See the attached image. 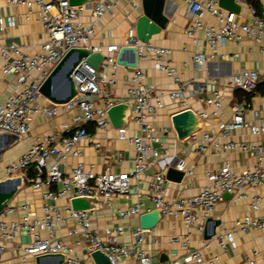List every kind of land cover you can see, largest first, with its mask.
<instances>
[{
	"label": "built area",
	"instance_id": "built-area-1",
	"mask_svg": "<svg viewBox=\"0 0 264 264\" xmlns=\"http://www.w3.org/2000/svg\"><path fill=\"white\" fill-rule=\"evenodd\" d=\"M8 1L11 5H23L29 10L37 7V21L46 28L48 40L33 54L23 52L16 44L0 43L2 73L4 76L13 75L16 82V90L4 100H1L0 92V142L5 144L7 134L16 135L19 140H29L25 152L14 160L4 162V177L19 172L25 182L26 171L32 167L36 175L31 187L41 193L42 200L39 212L33 210L28 202L13 201L1 211L0 263L4 253L23 234L28 240L20 241L14 248L18 252L15 264H28L29 260L37 257L61 254L65 256L63 264H79L76 254L78 248H83L88 254L99 251L106 255L110 264H153V258L143 248L152 229H142L140 226L133 228L130 232L131 241L126 244L121 241L126 230L122 223L104 228L100 233L92 223L94 211H76L70 204L72 198L85 196L97 198L110 208L115 198L124 197L131 190L140 191V185L147 178L148 199L152 209L136 202L124 209H117L118 219L124 222L156 209L160 213L157 226L165 218L180 220L185 233L173 237L171 242L179 244L186 252L165 264H214V260L207 259L200 249L190 248L191 232L204 234L207 221L212 218L223 194L235 195L237 200H248L250 212L261 210L263 200L259 189L264 186V146L231 140L220 144L202 130L192 134L188 139L196 147L197 153L206 152L208 145L212 144L223 152H251L257 158V164L235 173L231 162L226 160L219 171L207 174V184L197 194L168 200L166 172L155 169L162 160L171 156L167 148L158 146L160 138L156 135L155 122L165 107V98L180 104V111L193 110L187 100L194 98L198 104L212 108L209 113L193 110L206 125L222 107L223 96L221 90L215 87L216 79L210 82L213 88H209L208 82L183 81L169 59L170 49L150 42L142 43L135 36H129L123 44L107 46L105 52L93 46L92 39L101 19L121 0H93L77 6L70 5L68 0ZM182 1L186 6L185 17L188 20L184 33L192 37L201 32L210 50L207 55L196 52L192 58L196 69L201 70L205 63L216 57L225 60V54L220 50L227 44L238 45L243 40L252 41L258 52L264 55V14L261 17L253 7L248 6L250 22L241 23L237 20L238 15L221 9L217 0ZM236 2L242 7L245 4V0ZM133 6L138 7L136 4ZM197 12L209 14L216 22H204L195 17ZM85 16L88 17L87 21L82 20ZM7 26L14 27L15 21L0 18V32ZM194 42L200 45L199 40ZM121 46L136 47L139 59H151L153 68L170 78L175 89L167 93L158 92L154 85L146 82V75L137 67L133 69L125 97H112L108 94L107 90L116 85L115 72L121 67L116 63V55ZM74 48L101 52L104 59L98 68L82 60L71 75L77 89L76 95L63 104H48L47 99L39 93V88L66 53ZM228 83L234 89L250 93L264 84V74L255 70H242L232 74ZM117 104L129 106L128 122L137 127V133L130 137L127 136L128 123L116 129L118 138L127 140L133 147L131 170L115 173L106 169L96 173L92 165L86 169L82 162H77L68 172H62L59 169L61 162L70 158L79 159L83 155L80 145L90 140L88 124L103 130L111 128L107 111ZM245 106L243 102L232 107V119L221 125L222 137L228 139L235 130H248L253 136L264 135V118L257 124L246 120ZM67 113H72V116L61 123L57 132L29 138L33 115L50 120ZM170 130L165 127L162 133L167 135ZM91 146L98 150L100 144L92 142ZM174 168L184 176L195 177L193 168L182 160ZM61 201L64 202L63 206L59 205ZM251 229L264 230V218L248 213L236 220L235 228L223 234H215L213 238L221 250H227V245L235 249L237 232ZM152 242L156 243L154 237ZM253 256L264 261V251L254 252ZM58 260L55 257L47 258L45 262L56 264ZM247 262L254 264L252 259H247Z\"/></svg>",
	"mask_w": 264,
	"mask_h": 264
},
{
	"label": "crops",
	"instance_id": "crops-1",
	"mask_svg": "<svg viewBox=\"0 0 264 264\" xmlns=\"http://www.w3.org/2000/svg\"><path fill=\"white\" fill-rule=\"evenodd\" d=\"M104 2L105 0H97ZM142 0H121L115 8L107 13L100 21L96 34L92 39V45L101 48L105 52L107 46L113 44H123L129 36H135V20L141 15ZM136 4L138 7H134ZM261 13L264 14V0H259ZM251 6L246 0L242 7L241 13L237 20L241 23H249L250 15L247 7ZM252 7V6H251ZM254 8V7H253ZM186 6L182 0H166L165 11L169 17L165 29L157 35L152 36L150 43L165 47L171 50L169 59L177 68L178 75L183 81L197 80L208 82L209 88L211 80L216 79L215 86L222 92L223 102L221 110L216 117H211L206 125L202 123V132L209 133L213 139L220 144L228 140L245 143L248 145L259 143L264 146V135L253 136L248 130L232 131L228 139L222 137L220 128L224 123L232 119V107L243 102L245 106L246 120L257 124L264 118V86L259 87L253 94L246 95L245 92L234 89L228 83L232 74L242 70H255L264 74V55L258 52L257 48L250 40H243L240 44H227L220 50L225 54V60L216 57L204 64L201 70L196 69L192 64V58L196 52L209 54L201 32L195 33L192 37L187 36L184 31L188 25L185 17ZM256 9V8H255ZM37 7L31 10L23 5H11L8 0H0V18L5 20L11 18L15 21L14 27H5L0 32V43L16 44L23 52L33 54L37 52L41 45L48 40L46 28L37 21ZM195 17H199L206 23L214 24L216 20L205 12H197ZM87 21L88 17L82 19ZM194 40H199L197 46ZM186 63V65H185ZM138 67L146 75V82L155 86L158 92L167 93L175 89L172 80L163 73L153 68L151 59H139ZM133 69L119 67L116 74V85L107 90L112 97H125L132 76ZM16 90V82L13 75L4 76L2 73V62L0 60V92L1 100H4ZM53 92L61 95L64 92V83L61 76L56 77L53 82ZM248 96V97H247ZM42 102V101H41ZM190 107L195 110L211 112L212 108L198 104L194 98L187 100ZM48 104H52L47 100ZM181 110L180 104L170 102L165 98V107L160 112L158 120L155 122L156 135L160 138L158 146L167 148L170 151V158L162 160L155 170L167 171L174 167L177 162L184 161L189 167L193 168L195 177L183 176L180 183L169 182L168 200H174L179 196H192L197 194L207 184L206 176L208 173L219 171L226 160H229L235 173L250 169L257 164V158L251 152L240 150L232 152H223L209 144L206 152L197 153L195 146L191 144L188 138L179 140L171 126V117ZM72 113L60 114L54 119L44 120L38 115H33L31 119V130L29 138L40 134H51L60 130L62 122L68 121ZM127 136L130 137L137 133V127L127 122ZM171 128L170 132L165 135L162 133L163 128ZM87 130L90 136L89 142L81 143L80 148L83 155L79 159L70 158L61 162L59 169L62 172H68L77 162H82L86 169L92 165L94 172L101 173L106 169L112 172L120 173L131 170L133 160V147L127 140H121L117 136L116 129L111 128L103 130L98 129L94 124H88ZM5 144L0 142V179L4 178V162L18 158L28 148L29 140L16 139L12 140L6 137ZM92 142H98L100 147L95 150ZM154 171V170H152ZM147 178L140 185V191L131 190V192L120 198H115L110 208L101 204L100 208L94 211L92 218L93 226L101 233L104 228L117 226L122 223L125 226V235L122 242L129 244L131 241V230L139 226V217H134L121 222L117 215V209H124L126 206L134 205L136 202L144 204L145 208L152 209V203L148 199ZM53 188H56L55 186ZM251 194V192H248ZM262 197L261 210L257 212L249 211L248 200H237L235 195L230 198H223L216 204L212 219L218 222L215 229L216 234H223L235 228L236 220L246 214L254 217L264 218V186L259 189ZM14 203L28 202L33 210L40 211L42 205L41 193L34 191L29 182H24V186L18 191ZM60 206L64 202H59ZM209 224V230L212 228ZM185 230L180 220L165 218L161 224L152 229L148 234L143 248L153 258V264H165L175 257L182 256L186 250L179 244H173L171 239L175 236L182 235ZM155 238L156 243L152 242ZM27 237L20 234L15 243L3 255L0 264H15L18 259V252L15 247L21 242H27ZM237 247L232 249L227 245V250H221L214 238L206 240L204 234L191 232V249H200L207 259H213L214 264H249L247 259H252L254 264H264V261L253 256L254 252L264 251V230H245L238 231L236 234ZM79 258V264H96L91 255L83 248L76 249ZM165 257V260L162 259ZM28 264H36V259L29 260Z\"/></svg>",
	"mask_w": 264,
	"mask_h": 264
},
{
	"label": "water",
	"instance_id": "water-1",
	"mask_svg": "<svg viewBox=\"0 0 264 264\" xmlns=\"http://www.w3.org/2000/svg\"><path fill=\"white\" fill-rule=\"evenodd\" d=\"M70 5L77 6L88 3L93 0H68ZM221 9L233 12L236 15L241 13L242 6L236 0H217ZM166 0H142L141 15L135 20V37L142 43H149L152 36L157 35L165 29L169 17L165 11ZM104 59L101 52H91L87 48H74L66 53L62 60L53 68L48 78L39 88V93L53 104H63L69 101L77 93L75 83L72 79V73L78 64L84 60L85 63L94 68H98ZM139 57L138 49L133 46H121L117 55V65L125 68L135 69L138 67ZM61 76L64 83V92L56 95L53 92V82L56 77ZM108 119L113 128L117 129L126 125L130 115V109L127 104H117L107 111ZM202 120L191 109H186L175 113L171 117L172 129L179 140H184L202 128ZM12 140L18 139L16 135L7 134ZM184 174L174 167L166 171V179L169 182L180 183ZM24 186V178L19 172L13 173L10 177L0 179V213L15 198L18 191ZM230 194H223V198H230ZM73 210L76 211H96L100 208L102 201L94 197H74L70 200ZM160 221V213L154 209L145 212L139 216V226L142 229L151 230L157 226ZM209 230V224H212ZM218 222L210 218L207 221L204 230V239H212L216 234ZM91 258L96 264H110L108 258L103 253L96 251ZM59 258L58 263L63 264L65 256H41L36 258V264H49L45 262L47 258ZM165 260V257L162 256Z\"/></svg>",
	"mask_w": 264,
	"mask_h": 264
},
{
	"label": "trees",
	"instance_id": "trees-1",
	"mask_svg": "<svg viewBox=\"0 0 264 264\" xmlns=\"http://www.w3.org/2000/svg\"><path fill=\"white\" fill-rule=\"evenodd\" d=\"M252 7H254V9L257 11V14H262L261 12V7H260V4H259V0H246ZM264 86V84L258 86V88L250 93H246V95L250 96L251 94H253L255 91H257L259 89V87H262ZM244 92V91H243ZM264 93V91H263ZM250 94V95H249ZM247 96V97H248ZM35 171L32 167L28 168L27 171H26V175H25V182H29L30 184L34 181L35 179Z\"/></svg>",
	"mask_w": 264,
	"mask_h": 264
}]
</instances>
